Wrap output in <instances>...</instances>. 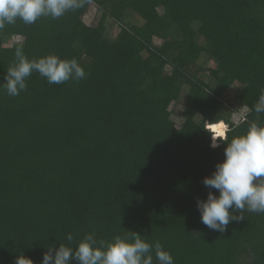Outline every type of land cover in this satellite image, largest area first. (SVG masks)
<instances>
[{
    "label": "trees",
    "instance_id": "1",
    "mask_svg": "<svg viewBox=\"0 0 264 264\" xmlns=\"http://www.w3.org/2000/svg\"><path fill=\"white\" fill-rule=\"evenodd\" d=\"M80 3L0 29V264H41L85 233L99 242L133 232L175 264H264V213H236L244 219L220 233L196 203L226 144L264 125V0ZM20 47L29 59L74 58L86 78L49 84L33 72L9 96ZM208 124L225 128L218 147Z\"/></svg>",
    "mask_w": 264,
    "mask_h": 264
},
{
    "label": "clouds",
    "instance_id": "2",
    "mask_svg": "<svg viewBox=\"0 0 264 264\" xmlns=\"http://www.w3.org/2000/svg\"><path fill=\"white\" fill-rule=\"evenodd\" d=\"M81 6L80 0H0V29L15 24L18 19L28 25L45 16L58 19ZM33 72L49 84L69 80L78 83L86 78L84 68L74 58L48 54L29 59L20 47L4 77L7 95L14 97L26 91L27 79ZM256 111L264 112V107L257 106ZM218 139L212 136L211 147L219 146ZM203 184L209 191L206 199L197 198L196 203L201 222L211 230L223 233L229 223L244 219L236 213H264V125L254 122L246 133L233 137L224 148L223 161L216 164ZM66 239L72 242V234H67ZM153 250L159 264H175L173 256L159 241L151 244L136 232L99 242L92 233H85L75 248L64 244L48 248L41 264H153ZM27 261L32 264L31 260Z\"/></svg>",
    "mask_w": 264,
    "mask_h": 264
},
{
    "label": "rangeland",
    "instance_id": "3",
    "mask_svg": "<svg viewBox=\"0 0 264 264\" xmlns=\"http://www.w3.org/2000/svg\"><path fill=\"white\" fill-rule=\"evenodd\" d=\"M95 7L96 5H92L91 8H90V14L86 16V21H88L89 23L93 22L94 20V13H95ZM108 23H110V32L111 34H116L118 31H119V26L117 24H113L111 20L108 21ZM19 37H16V36H11V38L6 41L7 44L9 45H12L13 43H18L20 40ZM244 115V111L243 110H235L232 114V120L234 122H238L240 119H242ZM227 126V129H228V125ZM207 128H209L211 131L214 130L213 132V136L215 137H222V136H225L226 135V132H225V128L222 126V125H207ZM224 138V137H222ZM213 143V140L211 141V145ZM216 143L219 145L220 144V141L219 139L216 141Z\"/></svg>",
    "mask_w": 264,
    "mask_h": 264
},
{
    "label": "bare ground",
    "instance_id": "4",
    "mask_svg": "<svg viewBox=\"0 0 264 264\" xmlns=\"http://www.w3.org/2000/svg\"><path fill=\"white\" fill-rule=\"evenodd\" d=\"M216 125H218V124H214V126H216ZM215 130V129H214Z\"/></svg>",
    "mask_w": 264,
    "mask_h": 264
}]
</instances>
